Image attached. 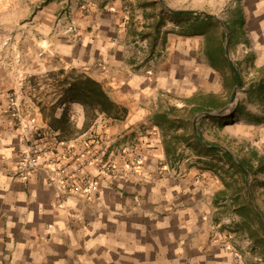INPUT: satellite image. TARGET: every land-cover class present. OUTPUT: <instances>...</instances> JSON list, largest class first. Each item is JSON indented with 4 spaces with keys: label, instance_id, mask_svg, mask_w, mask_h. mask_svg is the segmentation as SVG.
Instances as JSON below:
<instances>
[{
    "label": "crops",
    "instance_id": "0c3cea01",
    "mask_svg": "<svg viewBox=\"0 0 264 264\" xmlns=\"http://www.w3.org/2000/svg\"><path fill=\"white\" fill-rule=\"evenodd\" d=\"M75 1L0 0V264H245L227 243L222 247L213 237L214 203L224 190L221 178L195 165L183 167L178 177L155 170L156 159L166 156L146 114L156 107L160 89L186 97L217 95L222 81L210 77L227 75L214 52L219 45L212 47L210 36L198 29L204 21H192L197 33L176 36L158 29L151 55L135 62L130 27L133 19H141V11L132 19L126 0L94 1L86 9ZM227 12L216 20L227 28L235 73L245 77L231 104L228 99L218 115H210L213 120L205 117L196 124L204 139L205 133H212L222 144L228 133L235 147L254 152L253 162L262 163L264 0H231ZM136 21L133 25L141 23ZM98 64L110 69L103 71ZM63 66L80 68L100 82L114 104L109 114L79 101L63 108L55 96L49 102L39 100L44 96L23 87L29 76H17ZM9 93L31 108L36 125L59 138L80 141L97 132L109 138L110 152L103 160L115 168L98 173L96 161L85 166L97 174L93 200L62 195L43 167L26 178L15 174L24 133L6 109ZM87 108L97 116H88ZM123 108L125 119L112 116L114 109L125 114ZM66 117L73 118L70 131ZM146 123L149 135L129 139ZM135 149L144 157L138 172L128 165Z\"/></svg>",
    "mask_w": 264,
    "mask_h": 264
},
{
    "label": "rangeland",
    "instance_id": "374dc122",
    "mask_svg": "<svg viewBox=\"0 0 264 264\" xmlns=\"http://www.w3.org/2000/svg\"><path fill=\"white\" fill-rule=\"evenodd\" d=\"M94 1L101 2L100 0H76L75 2L76 5H83L84 9H86L89 7L88 5L90 2ZM230 2L231 0H126V9L128 14H133L131 16L132 19L135 17V14H140L141 11V19L137 17L138 20H141V23L138 22L137 26L133 25L134 22H137V19H133L132 26L130 27L132 32L131 41L135 40L132 44L133 61L141 62L151 55L152 49L154 48L153 32L158 31V29L159 31L172 32L176 36L181 33H197L198 29H202L201 33H204L205 36H210L212 46H217L220 42L224 48L226 61L223 59L222 52H218V58L221 62V66L225 68L227 75L212 76L210 78L215 79L219 77L220 81H222V84L220 83L219 86L220 90L216 92V94L220 100L226 103L235 83L233 84L232 82V72L230 71L228 62V57L231 60V56L228 37L226 35L227 28L224 24H220L218 20H223V18H225L224 15L228 13ZM171 9H189L196 13L172 12L170 11ZM200 11L212 14V17L215 19L209 17L210 19L205 20L202 16L206 15L198 13ZM198 19L204 22L196 29V27L192 25V21ZM156 22L159 23L158 29L154 26ZM138 26H140V28ZM142 33L147 34L141 36ZM176 36L172 38L175 39ZM201 38L200 36L199 40H202ZM159 41H161V39ZM201 44L202 42L199 44V47ZM225 45L228 50L227 55ZM244 50L245 48L242 46L240 51L244 53ZM18 60L19 57H17L16 61ZM98 66L103 71L110 69L107 64H98ZM113 71L114 67H112V72ZM17 73V76H29L26 83L23 80V87L28 92H37L39 95L44 96L43 98L40 96L39 100L41 98V100L49 102L53 99L52 96H55V100L59 102L63 108L67 109L71 108L72 102L66 99L65 88L68 86L69 82H72L74 79H81L86 75L82 69L70 66L35 72L28 71L26 75L19 72ZM114 75V73L111 74V76ZM244 77L245 76H239L240 82ZM212 86L214 87L213 83L210 82V88H212ZM58 93L61 94L59 97H57ZM194 94L205 95L206 93ZM189 97L190 96H180L178 93L172 92L169 89H160L158 92L156 107L146 115L149 116L150 123L156 127L154 130L159 132L161 142L171 138L175 139L174 134L189 132L191 127L194 129L192 124L193 117L188 114L187 110L191 106V101L187 100ZM207 97L204 96L205 99ZM198 101H200V98L192 102L196 104ZM219 108L220 107L211 108L205 112H215ZM158 110L166 111V117L159 118V125L154 123L156 120L154 118V113ZM116 112L115 109L112 110V116L114 118H119L120 120L125 119L127 112H125V114H122L121 111ZM201 112L204 111L197 112L195 115ZM87 113L88 116H97L90 108H87ZM205 117H207L208 120H213L210 115H202L197 120L200 121V119ZM66 118V130L70 131L73 118ZM102 121L101 119L100 123ZM124 121L127 122L128 119ZM146 128L148 130L151 129L149 123H146V126L130 135L129 139L138 141L136 138L142 135H149V133L146 132ZM194 131L201 134L197 124L196 130ZM202 131L204 132V129H202ZM224 136L225 137L221 139L222 144H220L215 140L216 138L212 133H205L207 139H204L201 135L203 141L205 140L210 144H214L216 150H207L209 146H206L207 149H202L199 152L195 150V146L198 145L193 143V139H190L192 142L190 146L184 145L181 142L182 140L178 139L176 151L174 153L175 157H167L165 154V160L168 161L171 158L172 164L178 166V168L180 166L183 168L187 165H195L196 167L208 170L210 173H215L221 178L224 190L219 195L220 198L214 203L213 228L215 232L213 237L219 240L218 242L222 244V247H225L224 244L227 243L230 250H232L233 256L238 258L239 254L240 256L238 259L245 264H264V169L260 170V165H264V156L263 160H261L262 163L260 161L255 163L253 162L254 152H248V150H244L242 147H235L229 134L226 133ZM218 145H221V148H219ZM239 162L244 163L246 174L239 165ZM258 171L261 172L263 176H260ZM261 187L263 188L262 190L260 189ZM250 188L254 190L251 193L249 192ZM250 201H252V206L249 204Z\"/></svg>",
    "mask_w": 264,
    "mask_h": 264
},
{
    "label": "built area",
    "instance_id": "2783aa9c",
    "mask_svg": "<svg viewBox=\"0 0 264 264\" xmlns=\"http://www.w3.org/2000/svg\"><path fill=\"white\" fill-rule=\"evenodd\" d=\"M6 109L24 133V147L16 158L15 174L26 178L38 167H43L49 173L48 181L54 183L62 195L72 194L87 202L93 200L98 193L97 174L87 172L85 166L96 161L98 173H108L115 168L109 159L103 160L110 152L109 138L98 132L80 141L59 138L57 133L34 123L31 108L23 104L16 93L7 95ZM131 160L128 165L140 171L144 157L139 149H135ZM155 170L160 175L177 177L182 168L173 165L170 159L157 158ZM62 195L58 196V201Z\"/></svg>",
    "mask_w": 264,
    "mask_h": 264
},
{
    "label": "trees",
    "instance_id": "16d2710c",
    "mask_svg": "<svg viewBox=\"0 0 264 264\" xmlns=\"http://www.w3.org/2000/svg\"><path fill=\"white\" fill-rule=\"evenodd\" d=\"M202 17L205 20L210 19L208 16H202ZM154 26L157 27L158 29L159 23L156 22ZM146 34L147 33L145 34L142 33L141 36H144ZM218 45H220L218 49L217 47L212 46L214 48V52L215 53L222 52L223 59L224 61H226V58L224 56L225 55L224 48L222 47V44L220 42L218 43ZM212 47L208 46L209 49L207 51L209 55H212L213 53ZM229 68L230 71L232 72L231 78L234 84L236 83L237 76L235 71L232 69V67L229 66ZM65 95H66V99L69 101H76V102L79 101L82 103H87L94 108H98L100 112H104L106 114H109L112 105H114L113 102L108 100V98L106 97V94L102 89L100 83L87 75H84L81 79H74L72 82H69L68 86L65 88ZM204 96L205 97L208 96V97L205 99ZM199 98L200 101H198L196 104L192 102L195 99H199ZM187 100L191 101V106L187 109L188 114L191 115V117H194L195 113L197 112L200 111L205 112L210 110L211 108L221 107L225 104L223 100H220L217 95H214L212 93H206L205 95L193 94ZM123 110L124 112H127L126 108H123ZM165 117H166V111L165 112L163 110L156 111L154 113V118L156 119L154 123L159 125L158 124V121H160L159 118H165ZM174 138L175 139L171 138L166 141H162V145L167 157L169 156L175 157L174 153L176 151V143L178 142V139H181L182 140L181 142L186 146H190L192 143L190 139H193L194 141L193 143L198 145L195 146V150L198 152L201 151L202 149H207L206 146H209L207 150H216L214 144H210L205 140L203 141V139L201 138V134L196 133L194 129H192V127L190 128L189 132L174 134ZM239 165H241L244 168L243 162H239Z\"/></svg>",
    "mask_w": 264,
    "mask_h": 264
},
{
    "label": "water",
    "instance_id": "95a60500",
    "mask_svg": "<svg viewBox=\"0 0 264 264\" xmlns=\"http://www.w3.org/2000/svg\"><path fill=\"white\" fill-rule=\"evenodd\" d=\"M170 11H172V12H185V13L195 12V11H192V10H189V9H175V10H172V9H171ZM195 13H196V12H195ZM198 13L204 14V15H206V16H208V17H212V14L207 13V12H205V11H200V12H198ZM225 51H226V55H227L228 50H227V46H226V45H225ZM228 61H229L230 65H231L232 69L235 71V67H234V65L232 64V61L230 60L229 57H228ZM236 76H237V79H236V83H235V85H234V87H233V89H232L231 95H230V97H229V104H231V103L234 101L236 90H237V88H238V86H239V84H240V78H239V76L237 75V73H236ZM221 111H222V110H217V111H215V112H201V113L196 114V115L193 117V120H192V124H193V128H194V130H196V120H197L200 116H202V115H218ZM196 133H197V132H196ZM228 154H229V153H228ZM229 155H230V154H229ZM240 166H241V165H240ZM241 168L243 169L244 173L246 174V169H244L242 166H241Z\"/></svg>",
    "mask_w": 264,
    "mask_h": 264
}]
</instances>
